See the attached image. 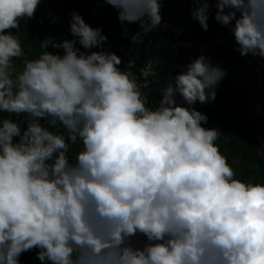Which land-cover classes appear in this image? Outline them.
<instances>
[{
    "label": "clouds",
    "instance_id": "obj_1",
    "mask_svg": "<svg viewBox=\"0 0 264 264\" xmlns=\"http://www.w3.org/2000/svg\"><path fill=\"white\" fill-rule=\"evenodd\" d=\"M43 2L0 0V264L32 251L41 264H264V182L236 178L195 107L226 70L200 54L152 107L78 12L73 39L45 36L29 59L19 34ZM101 2L125 37L138 25L133 44L162 24L164 0ZM191 2L204 31L214 7L234 51L264 62V0Z\"/></svg>",
    "mask_w": 264,
    "mask_h": 264
},
{
    "label": "trees",
    "instance_id": "obj_2",
    "mask_svg": "<svg viewBox=\"0 0 264 264\" xmlns=\"http://www.w3.org/2000/svg\"><path fill=\"white\" fill-rule=\"evenodd\" d=\"M161 15L163 19H168L164 6ZM212 23L217 30L222 28L215 20ZM180 30L182 37L186 39L181 28ZM201 34L200 29L193 28L191 37L204 44L215 43L212 40H205ZM45 36L55 37L57 42L64 40L59 33L54 31L51 23L39 10L35 19L28 22L27 31H23V47L29 59H35L40 54L39 43ZM150 36L153 39V47L149 57H145L140 48L135 52V57L139 64L152 60L155 65L157 75L152 83L149 103L150 106L155 107L160 99V88L164 86L166 79L175 75L185 62L181 56L172 57L163 49L162 39L171 40V37L163 30L157 28L150 33ZM49 51L54 50L50 48ZM179 51L183 54L188 53L183 50ZM197 56H199V51L193 54L191 60ZM235 93V89L229 85H225L222 89L218 86L214 103L204 106L197 104L195 107L208 117V123L204 127L215 128L219 131L220 135L216 143L221 153L227 157L228 163L236 171V178L244 181L264 182V147L257 139L254 120L245 109L244 101L234 96ZM73 154L74 149H71L69 156Z\"/></svg>",
    "mask_w": 264,
    "mask_h": 264
},
{
    "label": "built area",
    "instance_id": "obj_3",
    "mask_svg": "<svg viewBox=\"0 0 264 264\" xmlns=\"http://www.w3.org/2000/svg\"><path fill=\"white\" fill-rule=\"evenodd\" d=\"M184 8L192 11L194 8L189 1H184ZM40 11L44 14L47 20L51 23L55 32L59 33L64 39H73L69 33V21L71 14L75 11L78 12L88 24L93 28H102L103 34L108 36V41L104 45L106 49L115 52L121 56L124 63L121 68L125 67V70H132L140 77L141 81L147 82V87L144 89L148 102L150 103L152 83L155 81L154 77L149 74L147 77L142 75V70L150 68L151 72H155V65L152 60L137 63L135 52L140 48L145 57H149L151 49L153 47V39L150 34L143 37V42L139 40L134 44L131 42V36L139 31L138 25L126 24L125 27L129 29L128 36L122 35L123 29L117 19L116 10L112 7L103 4L101 0H44L40 6ZM213 20L212 16H209V21ZM55 21V22H54ZM214 21V20H213ZM165 25L167 27H165ZM163 30L167 35L171 37L170 41L164 39V50L181 49L186 51L197 50L204 53H214L221 46L230 43L234 48L236 47L234 37L221 35L213 45H205L197 39H184L179 26L175 22H171L163 19L161 26L158 28ZM79 46V45H78Z\"/></svg>",
    "mask_w": 264,
    "mask_h": 264
},
{
    "label": "rangeland",
    "instance_id": "obj_4",
    "mask_svg": "<svg viewBox=\"0 0 264 264\" xmlns=\"http://www.w3.org/2000/svg\"><path fill=\"white\" fill-rule=\"evenodd\" d=\"M184 1H189L190 4L195 7L191 0H167L163 6L168 14V21L175 22L179 28L182 29L186 39H190L193 28L200 29L202 31V37L213 42L218 41L222 34L231 36L229 30L225 27L217 30L213 25V16L215 8L211 9L213 20L209 23V30L204 31L198 22L192 20L191 11L184 8ZM20 38L23 42V31L20 32ZM162 43L164 40L162 39ZM204 44V43H203ZM205 45H213V43H206ZM181 49H174L166 51L172 57L181 56L185 64L191 61L193 54L196 50L186 51L187 54H183ZM212 58L213 65H219L227 72L224 80L219 84L222 89L225 85L233 87L236 91L234 96L242 99L245 103V109L251 115L255 124V131L258 141L264 147V62H257L252 60L251 57H241L240 54L234 51V47L227 43L221 46L214 53H202ZM23 67L21 61H17V70ZM20 264H41L36 258V252H28L22 254L20 257Z\"/></svg>",
    "mask_w": 264,
    "mask_h": 264
},
{
    "label": "crops",
    "instance_id": "obj_5",
    "mask_svg": "<svg viewBox=\"0 0 264 264\" xmlns=\"http://www.w3.org/2000/svg\"><path fill=\"white\" fill-rule=\"evenodd\" d=\"M223 35V34H222Z\"/></svg>",
    "mask_w": 264,
    "mask_h": 264
}]
</instances>
